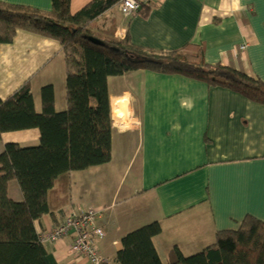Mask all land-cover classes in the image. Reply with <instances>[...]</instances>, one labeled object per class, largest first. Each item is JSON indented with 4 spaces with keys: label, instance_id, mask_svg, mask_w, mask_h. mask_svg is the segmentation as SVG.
<instances>
[{
    "label": "crops",
    "instance_id": "obj_1",
    "mask_svg": "<svg viewBox=\"0 0 264 264\" xmlns=\"http://www.w3.org/2000/svg\"><path fill=\"white\" fill-rule=\"evenodd\" d=\"M3 1L51 8V0ZM88 1L71 0V11ZM105 14L117 36L128 33L138 45L172 50L203 44L208 63L264 81V0H147L131 16H123L117 4ZM65 77L56 39L21 29L0 45L1 98L28 82L40 111L41 88L51 85L60 111L66 107ZM107 81L111 159L60 174L47 192L50 212L34 222L37 233L45 234L71 212L99 209L103 235L96 238L97 249L104 264H114L122 235L157 220L161 231L154 242L166 262L174 246L185 255L200 251L214 243L217 231L237 229L247 214L264 221L263 104L225 87L149 69ZM119 98L126 99L127 110L118 121L113 99ZM12 132L6 140L39 142L37 128ZM13 194L21 198L19 190ZM71 243L72 234L44 241L55 264H88L69 250Z\"/></svg>",
    "mask_w": 264,
    "mask_h": 264
},
{
    "label": "trees",
    "instance_id": "obj_2",
    "mask_svg": "<svg viewBox=\"0 0 264 264\" xmlns=\"http://www.w3.org/2000/svg\"><path fill=\"white\" fill-rule=\"evenodd\" d=\"M119 0H90L76 12L71 0H51L49 10L0 0V45L25 29L56 39L65 60L66 107L57 111L53 88H41L36 111L28 82L0 97V135L37 128L39 142H7L0 150V264H55L34 222L50 212L47 192L65 172L111 159L112 109L108 77L136 69L178 74L225 87L264 105V81L241 69L204 58L203 44L157 50L115 34L105 13ZM98 41V43L93 42ZM16 181L21 198L9 195ZM157 220L122 235L114 264H264V221L247 214L237 229L216 232L213 244L185 255L174 246L163 262L154 237Z\"/></svg>",
    "mask_w": 264,
    "mask_h": 264
},
{
    "label": "built area",
    "instance_id": "obj_3",
    "mask_svg": "<svg viewBox=\"0 0 264 264\" xmlns=\"http://www.w3.org/2000/svg\"><path fill=\"white\" fill-rule=\"evenodd\" d=\"M147 0H119L116 4L123 16H131L142 10ZM246 44L240 45L243 51ZM100 210L88 208L81 213L71 212L62 223L50 229L43 235V241H54L62 236L72 234V243L69 250L75 254L84 256L88 264H104L105 258L99 253L96 238L103 235L102 228L96 219Z\"/></svg>",
    "mask_w": 264,
    "mask_h": 264
},
{
    "label": "bare ground",
    "instance_id": "obj_4",
    "mask_svg": "<svg viewBox=\"0 0 264 264\" xmlns=\"http://www.w3.org/2000/svg\"><path fill=\"white\" fill-rule=\"evenodd\" d=\"M127 110L125 98L113 99V114L118 121L123 118V114Z\"/></svg>",
    "mask_w": 264,
    "mask_h": 264
},
{
    "label": "rangeland",
    "instance_id": "obj_5",
    "mask_svg": "<svg viewBox=\"0 0 264 264\" xmlns=\"http://www.w3.org/2000/svg\"><path fill=\"white\" fill-rule=\"evenodd\" d=\"M112 11H115V9H112ZM14 135H15V133H13V132H5V133H2L0 135V145H2V144L4 145L6 142H11L12 140L8 141L6 139H7V137L14 136ZM32 143L31 144H26L24 142H20V145H22V146L35 145L37 142H32ZM9 188H10V193L12 195H14L13 193H14L15 190H19L18 185L16 184V181H14V180L10 182Z\"/></svg>",
    "mask_w": 264,
    "mask_h": 264
},
{
    "label": "water",
    "instance_id": "obj_6",
    "mask_svg": "<svg viewBox=\"0 0 264 264\" xmlns=\"http://www.w3.org/2000/svg\"><path fill=\"white\" fill-rule=\"evenodd\" d=\"M93 42L98 43V41H96V40H93Z\"/></svg>",
    "mask_w": 264,
    "mask_h": 264
}]
</instances>
